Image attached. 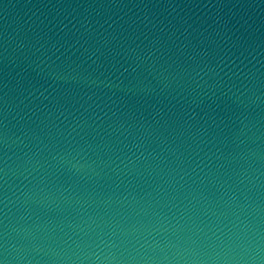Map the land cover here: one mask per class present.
Returning <instances> with one entry per match:
<instances>
[{
  "label": "clouds",
  "instance_id": "obj_1",
  "mask_svg": "<svg viewBox=\"0 0 264 264\" xmlns=\"http://www.w3.org/2000/svg\"><path fill=\"white\" fill-rule=\"evenodd\" d=\"M39 7L0 32V264H264V23L176 12L264 0Z\"/></svg>",
  "mask_w": 264,
  "mask_h": 264
},
{
  "label": "water",
  "instance_id": "obj_2",
  "mask_svg": "<svg viewBox=\"0 0 264 264\" xmlns=\"http://www.w3.org/2000/svg\"><path fill=\"white\" fill-rule=\"evenodd\" d=\"M57 0H52V3H56ZM63 3H107L109 0H60ZM113 2H123V3H152V4H165V3H174L180 5H207V4H234V3H247L249 0H113ZM252 2H259V0H252ZM41 3H48V0H0V32L3 31L5 25L9 26V31H12L13 28H17L19 25L23 24L25 20H28L29 17L32 19H36L33 16V13H36V16H39L41 19H44L46 16L51 19L56 15L59 9H49V8H40L39 5ZM4 5H8L7 8ZM32 5H37V7H32ZM78 11H83V9H79ZM90 12H93L95 15L96 11H103L100 9L92 10L89 9ZM112 11H120V10H112ZM171 9H163V8H151V9H132L129 11L128 9H124L123 12H128L130 16L132 15H143L145 12L149 15H155L159 19H163L168 16V13ZM176 12L180 14V16H184L185 18L191 17V19L196 20H208L210 15H216L217 13L225 19H231L232 15L235 14L237 17L244 16L245 19H249V23H254L255 25H260L264 23V11L261 9H241V8H223V9H215V8H201V7H182L176 9ZM122 14V13H121ZM176 13H173L175 15ZM171 19V17H168ZM264 32V28L261 29Z\"/></svg>",
  "mask_w": 264,
  "mask_h": 264
}]
</instances>
